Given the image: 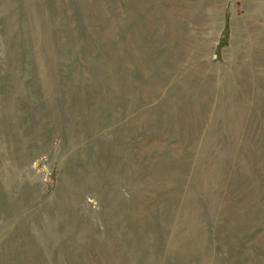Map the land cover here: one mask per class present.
Segmentation results:
<instances>
[{"label":"rangeland","instance_id":"374dc122","mask_svg":"<svg viewBox=\"0 0 264 264\" xmlns=\"http://www.w3.org/2000/svg\"><path fill=\"white\" fill-rule=\"evenodd\" d=\"M0 264H264V0H0Z\"/></svg>","mask_w":264,"mask_h":264}]
</instances>
